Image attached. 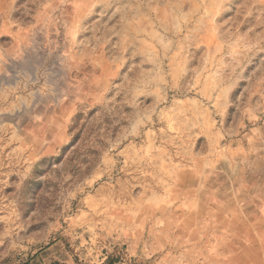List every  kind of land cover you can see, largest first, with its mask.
<instances>
[{
    "label": "rangeland",
    "instance_id": "1",
    "mask_svg": "<svg viewBox=\"0 0 264 264\" xmlns=\"http://www.w3.org/2000/svg\"><path fill=\"white\" fill-rule=\"evenodd\" d=\"M0 264H264V0H0Z\"/></svg>",
    "mask_w": 264,
    "mask_h": 264
}]
</instances>
